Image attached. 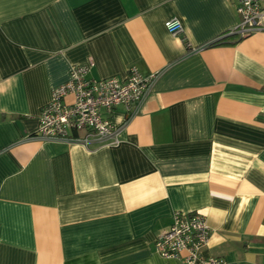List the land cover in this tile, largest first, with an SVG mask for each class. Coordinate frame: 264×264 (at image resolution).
<instances>
[{
  "label": "crops",
  "instance_id": "crops-1",
  "mask_svg": "<svg viewBox=\"0 0 264 264\" xmlns=\"http://www.w3.org/2000/svg\"><path fill=\"white\" fill-rule=\"evenodd\" d=\"M239 22L234 0H0V264H180L154 240L196 210L203 255L264 264V30L226 35ZM89 62L158 76L136 114L102 111L116 144L40 139L52 88Z\"/></svg>",
  "mask_w": 264,
  "mask_h": 264
},
{
  "label": "built area",
  "instance_id": "built-area-1",
  "mask_svg": "<svg viewBox=\"0 0 264 264\" xmlns=\"http://www.w3.org/2000/svg\"><path fill=\"white\" fill-rule=\"evenodd\" d=\"M234 2L240 22L226 35L243 37L264 30V0ZM164 26L173 35L183 30L178 17L166 19ZM226 35L211 42L222 40ZM91 64H72L68 79L52 88L50 99L41 107L38 117L36 135L40 139L75 141L78 138L74 132L83 130L84 143L95 137L104 143L116 144L117 129L102 111L122 105L129 115L136 114L158 76L156 71L143 74L136 66H131L122 79L115 76L94 79L87 77ZM210 234L205 215L200 211H175L170 225L156 236L154 248L164 257L178 259L180 264H224L222 257L203 255Z\"/></svg>",
  "mask_w": 264,
  "mask_h": 264
},
{
  "label": "trees",
  "instance_id": "trees-1",
  "mask_svg": "<svg viewBox=\"0 0 264 264\" xmlns=\"http://www.w3.org/2000/svg\"><path fill=\"white\" fill-rule=\"evenodd\" d=\"M220 43H224L223 39L222 40H217V41H214V42H210L209 45H216V44H220Z\"/></svg>",
  "mask_w": 264,
  "mask_h": 264
}]
</instances>
